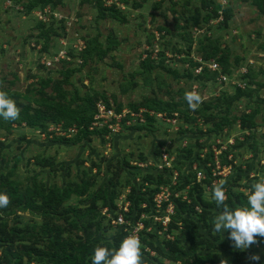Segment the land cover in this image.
Masks as SVG:
<instances>
[{
  "label": "rangeland",
  "instance_id": "rangeland-1",
  "mask_svg": "<svg viewBox=\"0 0 264 264\" xmlns=\"http://www.w3.org/2000/svg\"><path fill=\"white\" fill-rule=\"evenodd\" d=\"M7 1L0 0L1 91L19 93L21 103L28 101L26 96L32 100L33 95L26 92L27 88L38 87L41 78L60 79L61 62L66 61L58 58L62 57V50L69 51L78 39L86 47L87 41L96 36L101 42L111 36L118 44L102 60L94 59L86 64L71 81L81 91L92 88L103 93L115 110L143 112L141 117H127L131 126L121 123L114 131L97 128L102 132L75 143L59 142L55 139L59 135L43 133L25 124L13 123L8 130L0 126V186L3 183L23 192L34 185L49 189L87 183L83 197L72 196L70 199L74 207L80 208L87 207L94 198L98 199V204L106 199L109 205L112 193L119 192L118 196L129 194L132 187H135V200L148 184L144 178L159 173L152 164L158 160L162 147L167 148L174 158V167L182 177L180 181L189 184L190 188L195 183L202 184V196L206 201L213 199L214 181L225 179L226 192L247 196L251 185L264 179V14L258 12L253 0H213L214 5L208 4L209 0H125L127 4L118 3L125 16L123 22L97 19L95 4L80 5L76 0H58L52 11L57 16V24L65 19V30L57 27L56 34L48 31L45 52L41 50V43H36L40 32L36 23L38 10L30 13L23 10L24 3L32 0H10V4ZM137 3L141 4L140 8L133 7ZM215 6H218L217 17L204 23L203 17ZM195 17L198 18L196 23ZM204 37L217 41L219 49L215 57L222 53L229 55L227 64L232 68V74L228 75L230 81L227 83L190 79L184 73L187 63L173 58L176 50L182 51L179 55L176 53L178 59L187 55L183 51L191 44L189 57L193 61H202L204 52L198 46L199 41L204 42ZM149 40L151 47L148 46ZM162 48L166 49L165 57L168 58L165 64L169 66L170 63L176 75L156 63L150 69H144L145 53L149 49L158 51ZM68 56L71 67L82 63V60L79 63L80 55L75 52L70 51ZM48 60V65L42 63ZM193 73L197 75L195 70ZM237 87L244 90L239 97ZM68 88L71 90L70 86ZM45 90L50 93V88ZM192 90L203 98L196 111L190 110L184 99L185 92ZM145 99L159 107L169 108L175 104L178 109L175 129L162 118L151 115L159 114L154 108L141 106L134 109V105ZM256 110L252 121L248 122L245 116ZM161 112L166 118L174 114L168 116L167 111ZM207 116H211L209 127L216 129L215 124L223 127L218 132L212 129L207 132L205 125L200 128L198 123L205 122ZM184 121L190 122L191 128ZM0 122L5 120L0 117ZM216 141L226 147L218 155L220 166L226 161L231 163V171L226 176L212 175L216 165L211 149H218ZM193 164L203 171L206 181H196L191 170ZM208 180L212 181L211 185L206 183ZM146 199L148 203L141 202L140 212L142 210L141 215L147 216V226L154 229L150 219L153 205L148 196ZM211 203L212 206L205 211L200 207L191 211L181 208L178 213L174 208L171 215L174 223L170 225L174 245L166 244L163 235L154 239L156 247L163 253L162 259H166L164 264L173 263L171 261L191 264L198 258L210 256H221L226 264H232L227 258L239 259L240 264H264V237H257L258 242L248 249L234 248V242L228 238L229 232L213 230L219 212L215 203ZM104 208L112 213V208ZM147 208H151L148 213L144 212ZM42 222L38 212L13 207L11 203L0 208V224L18 229L26 243L32 242ZM56 223L68 226L65 219ZM86 225L76 230L78 237L84 236ZM102 229L103 226L98 233L102 240L110 241L117 234L115 227ZM253 255L260 257L258 262L249 259ZM26 261L27 257H24V264H35Z\"/></svg>",
  "mask_w": 264,
  "mask_h": 264
},
{
  "label": "trees",
  "instance_id": "trees-1",
  "mask_svg": "<svg viewBox=\"0 0 264 264\" xmlns=\"http://www.w3.org/2000/svg\"><path fill=\"white\" fill-rule=\"evenodd\" d=\"M116 1L118 3L124 2L125 4H127L125 0ZM145 1L146 0H142V2ZM58 3V0H32L24 3L23 10L25 9L26 13H30L34 10H42L49 6L55 9ZM88 3L95 4L97 11L96 18L99 20L110 18L119 22H123L125 19V16L122 14L120 7L115 3L107 7L104 6L102 0H82L81 2H79L80 5ZM208 4L214 5V1L209 0ZM252 4L256 7L260 14H264V0H253ZM140 6V3L133 5L134 8H140ZM217 9L218 6H215L212 11H210L203 17L202 21L206 23L209 19L216 18ZM198 15L199 13L196 14V16ZM50 18L51 22L48 24L41 21H36L39 27L38 29L40 30L37 35L36 43H41L42 51L47 47L49 34L48 31L56 34L57 27L62 31L65 30V19H61L57 24L56 20L53 19V17ZM197 19V17L193 19L195 23L198 22ZM225 20H227V15ZM150 37L152 39L154 38L153 35H150ZM204 38V42L199 41L198 46V48L203 49V59L207 60L214 57L213 59H215V61L221 68L220 72L223 74L231 75L232 68L228 67L227 64L229 55L227 53H222L221 55L215 57L219 49L217 41L208 39L207 37ZM117 44L118 43L116 42L115 38L111 36H107L105 42H101L98 36L94 37L90 41H87V46L85 47L83 52L79 54L82 63L78 67H71L68 61H62L61 63H63V68L59 71L60 79H52L50 77L46 79H39L38 87L27 88L26 92L33 95V98L31 100L28 96H26L25 100L28 101H26L25 103H21L20 101H18V99L21 97L19 93L5 90L4 92L7 94V96L14 100L17 107L20 109V116L19 119L14 121L9 120L0 122V126L8 130L10 125H12L13 123H16L18 125L25 124L26 126L40 130L43 133H48V128L50 126L58 124H60L63 129L75 126L77 128V133L72 137H55L57 141L63 143L79 142L90 135L102 132V130H90L89 128L93 121V117L96 114V102L98 100H104L109 106L107 97L103 93L95 91L92 88H86L84 85L83 87L86 89H83V91H81L79 87L72 83L71 78L74 74L79 73L82 68L90 61L94 59L102 60ZM148 46H152V42L150 40L148 41ZM190 46L191 44H188L187 50L183 51L187 54L184 55L183 58L179 57L178 59L176 55V53H178V55L182 53L181 50L174 51L175 57L173 58H176V60H173L177 62H180L181 60L182 63H187L188 66L185 69L186 71L184 70V73L187 74V77L190 79L199 81L203 78L206 80L216 81L218 72L210 71L202 63L193 61L189 57L191 51ZM165 50L166 49L164 48L158 50L156 60L154 58H151L153 50L149 49L145 53L146 58L143 60L142 65L144 69L148 70L156 63L157 65L165 66L167 68V71H169L170 73H174L173 75H176L175 69L172 68L171 64L169 63V66L165 64V60H168V58L165 57ZM155 60L157 62H154ZM205 62L206 61H204L203 63ZM198 67H202L201 72L197 75H194L193 72ZM68 86L71 87V90L68 88ZM46 88H50V93L45 90ZM236 92L237 97L244 94V90L238 87L236 88ZM141 106L154 108L156 112L159 113H164L161 111H167L168 116H171L173 113L178 112L175 104L171 105L169 108L159 107L155 104H150V101L148 99H145L143 102L134 105L133 107L135 110H138L136 108ZM115 111L120 112L117 109ZM256 113L257 110L245 116V118L248 120V122H251L253 116H255ZM209 120H211V116H207L206 121H203V125L207 127V132L212 129L211 127H209ZM184 122L190 125L191 128L190 122ZM224 122H226V120ZM215 126L216 129L212 130L217 132L223 127L222 124H215ZM189 130H186L185 132H189ZM199 131L202 132L201 129H199ZM105 132L107 131L105 130ZM223 154H225V152ZM44 161L45 160L41 161V163L43 164ZM229 164L231 163L226 161L225 165ZM165 175L166 176L157 173L153 177L152 175H149V177H145L144 180H147L148 184L145 185L144 191L139 193V197L135 200H133L135 187H132V190L127 195V199L130 202L129 212L126 217L128 220L133 221L136 218L138 219L140 217L142 210L140 212L139 206L141 205V202L148 203V199H146L147 196L149 197V201L152 205L153 196L157 192L158 186L169 182L167 173ZM180 180H182L181 176ZM206 183L211 185L212 181L208 180ZM87 186V183H71L65 187L54 186L49 189H45L43 186L34 185L23 192H18L16 187H7L6 184L2 183L0 186V193H5L8 195V197L11 199V206H19L25 210L38 212L43 218V222L37 227L38 234L35 235L36 237L34 236L31 240L32 242L29 241L28 243H26L22 239V236L20 235L18 229L10 228L6 224H0V264H24V257H27V263H31L32 261H34L35 264H40L42 262L46 264H91V257L94 254V249L97 245L106 246L110 250L117 249L124 236L126 235L125 232H123L119 228H115L117 234L110 241L102 240L100 238L101 235L98 236V233L101 232L102 226V230L112 228L110 221L108 219L107 221H105V216L101 214V210L104 207H109L113 210L115 208V200L116 198H118L119 192L117 194L112 193L110 200L111 203L109 205L107 204L106 199H103V202L98 204V199L94 198L89 201L87 207H74L70 203L71 197H83L86 194ZM193 186L194 187L190 188L189 184H185L183 183V181H179L176 189L179 191L186 190L185 194L187 196L188 202L181 200V198L179 197L172 198V202L174 204L176 212L179 213V209L181 208L185 209L186 211H191L196 208H202L205 211L206 208L212 206L211 202L215 203L214 206L219 214L223 211V205L218 206L213 199L210 201H206L205 199H203L202 195L204 192V188L202 187L201 183H195V185ZM194 193L196 195L195 198H193ZM211 195H213V193ZM224 204L231 210H234L238 207L248 206L247 196L243 193H236L234 191L226 192V200ZM149 209L151 208L145 209L144 212L148 213ZM136 211L137 213H135ZM62 219H65V221L68 222L67 227L65 225H59L56 223V221ZM80 221L83 222V225L81 226L79 225ZM173 223L174 221L171 218V221L168 225L169 234H171L170 225H172ZM85 224L87 225L83 230L84 236L78 237L76 235V230L81 229ZM145 225H148L147 221L145 222ZM158 229H160V226L157 224L150 232H143L141 234L144 264H164V261H166V259H162L163 253L161 249H159V247H156L157 244H155L154 241L157 236H161L157 234ZM172 237V240L166 239L165 234H163L162 239L166 244L174 245V236L172 235ZM148 250L154 252V255H151ZM223 260L224 258H222L221 256H210L206 259L198 258L191 264H218ZM227 261H230L232 264H240V260L235 258H227ZM171 262L174 263L176 261Z\"/></svg>",
  "mask_w": 264,
  "mask_h": 264
},
{
  "label": "built area",
  "instance_id": "built-area-1",
  "mask_svg": "<svg viewBox=\"0 0 264 264\" xmlns=\"http://www.w3.org/2000/svg\"><path fill=\"white\" fill-rule=\"evenodd\" d=\"M76 1L81 2L82 0H76ZM102 1L104 3V6H107V7L114 3L117 6H119L116 0H102ZM7 2L9 3L10 0H8ZM52 10L53 8H51L50 6L42 10H38L36 13L37 21H41L43 23L48 24L51 22L50 17H53V19L56 20L57 16L56 14L53 13ZM71 47L72 48L69 49V51L62 50L61 51L62 57L59 56L58 58L62 60L70 61L71 59L68 56V53L70 51L75 52V54L76 55L78 54L79 56V54L83 52V50L85 49V43H83L80 39H78L75 41V43L72 44ZM39 48L40 46L38 47V49ZM157 52L158 51H153L151 58L156 59ZM58 58L56 57L55 60L57 61ZM197 62L202 63L210 71L218 72L216 81H218L219 83L224 84L230 81V78L227 74H223L220 72L221 68L214 59H211L205 63H203L201 60ZM42 63L44 65H48L50 61L49 60L42 61ZM79 63H81V59ZM201 69L202 67L196 68L195 73L199 74L201 72ZM95 108H96V114L93 117V121L89 128L90 130L106 127L107 129L114 131L115 127L117 128L121 123L122 124L125 123L126 126H131L127 117L129 116L130 117H134V116L141 117V112H143V110H138L137 112H129V111L122 110L120 112H116L113 105L109 103V106H108L106 101L104 100H98L95 104ZM150 114L151 115L155 114L156 117L162 118V120L167 121L172 127H174L173 129H175V125L177 122L176 113H174L172 117H168V118L165 117L166 114L164 113H161V114L160 113L159 114L150 113ZM198 126L202 128L203 123H198ZM48 129H49L48 130L49 134H55L56 136L59 135V136L67 137V138L77 133V128L75 126H71L67 129H63V127L60 124H58V125L51 126ZM216 142H217L216 145L218 149H216V147L211 149V151L213 152V159L216 165L214 169L212 170V175L214 177L221 176V175L226 176L230 173L232 167L230 164L220 166L219 161H218V155L226 147H221L219 145L220 142L219 141H216ZM229 143L231 144L230 141ZM173 162H174V158L168 152V149L165 147H162L160 149V153L158 154V160L153 162L155 164H152L153 167H155V169L158 170L157 172L162 173V174L167 173L169 182L158 186L157 192L153 196V200H152L153 213L150 219L154 223V226L157 224L160 226V229L157 230V234L158 235L165 234L166 239H170V240L173 239L171 234L168 233V225L171 221V215L174 213V204L172 202V198L179 197L181 198V200L188 202L187 196L185 194L186 190L179 191L176 189L180 181V178H179L180 173L175 169ZM191 170L194 172L197 182H200L205 179L203 171L198 170L196 167V164H193ZM127 194L128 192L125 195L121 194L118 196V198L115 200V208L112 210V213L109 212V209L104 208L102 211V215L105 216L110 221V224L112 227L121 229L123 232L126 233V235L134 231L135 234L138 235L141 240V234L143 232H150L152 229L145 225V222L148 220L145 219L147 216L145 217L144 214L140 215L138 219L136 218L133 221L128 220L126 218L129 212V207H130V202L127 199ZM149 252L151 253V255H154V252H151V251ZM171 264H180V263L176 262V263H171Z\"/></svg>",
  "mask_w": 264,
  "mask_h": 264
},
{
  "label": "clouds",
  "instance_id": "clouds-1",
  "mask_svg": "<svg viewBox=\"0 0 264 264\" xmlns=\"http://www.w3.org/2000/svg\"><path fill=\"white\" fill-rule=\"evenodd\" d=\"M184 99L190 110L196 111L203 102L201 94L197 91H186ZM20 109L14 100L9 98L4 91H0V117L5 121L19 119ZM225 179H220L212 185V198L218 206L223 205V211L214 219L215 232H229L236 249H248L257 243V237H264V179H259L247 190V205L234 210L225 204L226 200ZM10 198L5 193H0V208L7 207ZM142 243L135 232L124 237L117 249L110 250L106 246L97 245L91 257V264H144ZM252 261H259L258 255L249 257ZM221 264H226L221 261Z\"/></svg>",
  "mask_w": 264,
  "mask_h": 264
}]
</instances>
